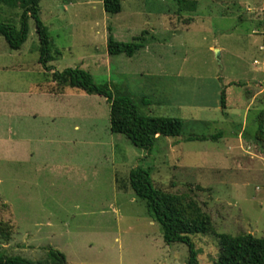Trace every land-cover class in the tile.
I'll return each instance as SVG.
<instances>
[{
	"label": "rangeland",
	"instance_id": "rangeland-1",
	"mask_svg": "<svg viewBox=\"0 0 264 264\" xmlns=\"http://www.w3.org/2000/svg\"><path fill=\"white\" fill-rule=\"evenodd\" d=\"M183 1L194 9L121 0L108 15L102 0H41L54 57L47 68L32 19L19 50L0 36V224L11 227L1 254L43 261L52 249L66 264H185L186 246L164 244L129 186L137 167L154 188L185 195L210 216L216 236L192 237L199 264L218 261L221 236L264 240V137L253 139L260 123L264 130V0ZM20 13L0 6L17 28ZM109 36H142L144 47L110 56ZM67 68L145 116L181 120L180 137H160L148 152L111 133L104 97L56 88L51 72Z\"/></svg>",
	"mask_w": 264,
	"mask_h": 264
},
{
	"label": "trees",
	"instance_id": "trees-1",
	"mask_svg": "<svg viewBox=\"0 0 264 264\" xmlns=\"http://www.w3.org/2000/svg\"><path fill=\"white\" fill-rule=\"evenodd\" d=\"M41 0H0V6L20 9L19 27L0 17V36L10 50H19L25 43L28 33V19L35 25V34L39 43V63L45 68L46 64L54 61L51 51V41L47 28L39 18V3ZM181 8L194 9L195 3H185L177 0ZM103 10L108 15H116L121 11V0H102ZM144 34V32H142ZM145 39L135 37L132 42L121 43L108 37L106 48L110 56L124 55L131 58L144 47ZM50 71V70H49ZM51 79L58 90L76 88L88 95H98L109 104V130L113 134L123 135L132 145L150 151L160 137L178 138L182 132V121L173 118L149 117L141 114L133 101L122 95H114L108 85H95L92 77L79 68H67L61 72H51ZM224 89L220 93L219 104L224 110ZM218 133L212 136H189L185 141H216L221 138ZM241 136L251 139L246 133ZM264 130L260 123L253 139L263 140ZM129 186L134 195L146 203L147 211L152 222L158 224L164 244L171 246L180 243L187 248L185 264H199L198 252L192 237L199 235L216 236L209 215L200 206L185 195L170 194L153 187L148 172L137 167L130 171ZM11 227L6 223L0 224V238L8 241ZM220 237V236H217ZM245 241V242H237ZM236 243L235 246L232 244ZM245 243V248L239 244ZM221 253L215 264H234L236 258H241L250 264H264V240L251 235L238 238L220 237ZM0 264H66L65 258L57 251L50 249L43 261H32L16 256H6L0 253Z\"/></svg>",
	"mask_w": 264,
	"mask_h": 264
},
{
	"label": "water",
	"instance_id": "water-1",
	"mask_svg": "<svg viewBox=\"0 0 264 264\" xmlns=\"http://www.w3.org/2000/svg\"><path fill=\"white\" fill-rule=\"evenodd\" d=\"M214 52H215L216 60L219 62V59H220L219 51L218 50H214Z\"/></svg>",
	"mask_w": 264,
	"mask_h": 264
}]
</instances>
